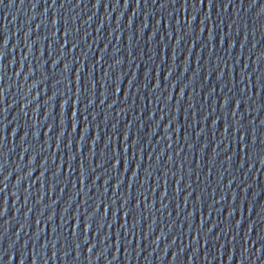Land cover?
Instances as JSON below:
<instances>
[{
	"label": "water",
	"instance_id": "1",
	"mask_svg": "<svg viewBox=\"0 0 264 264\" xmlns=\"http://www.w3.org/2000/svg\"><path fill=\"white\" fill-rule=\"evenodd\" d=\"M0 264H264V0H0Z\"/></svg>",
	"mask_w": 264,
	"mask_h": 264
}]
</instances>
